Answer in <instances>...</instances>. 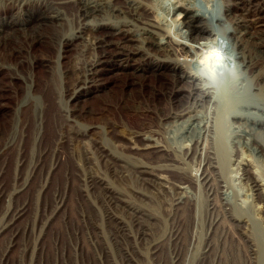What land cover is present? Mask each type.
<instances>
[{
  "label": "bare ground",
  "instance_id": "obj_1",
  "mask_svg": "<svg viewBox=\"0 0 264 264\" xmlns=\"http://www.w3.org/2000/svg\"><path fill=\"white\" fill-rule=\"evenodd\" d=\"M190 2L177 0L170 11L158 0H0V73L3 67L15 69L24 83L18 106L0 134V200L9 196L8 207L0 214V237L11 231L0 264H7V256L26 233L21 248L24 264L26 258L28 264L40 263L32 260L45 251L41 239L57 216L66 227L71 216L79 224L66 232L69 247L63 240L51 242L64 262H77L90 239L102 245L104 258H109L110 244L133 234L151 239L146 215L170 224L166 234L153 236L149 244L153 256L174 244L171 255L176 262L190 255L189 264H264V0H224L223 16L233 26L227 51L235 54L240 71L235 78H224L217 89H205L192 75L195 65L190 61L210 33L203 16L189 10ZM90 18L99 19L90 23ZM76 41L80 51L73 64L65 65L62 51ZM45 43L52 44L54 55L46 51L41 58L33 56L31 50ZM40 65L48 67L45 81L36 74ZM112 76L120 77L124 87L139 86L137 105L127 108V118L120 113L122 123L118 118L90 123L83 110L77 112L78 102L104 89ZM113 103L118 108L119 102ZM111 110L119 114L118 109ZM130 110L155 114L157 119L135 129L129 122ZM119 124L128 131L124 136L129 141L122 149L113 139L121 134ZM10 156L15 171L7 183ZM195 158H200L196 172L190 169ZM232 161L242 166L240 187L225 173L226 163ZM57 173L61 180L52 192ZM109 176L133 181L129 189L140 196L152 197L146 190L158 189L159 200L148 206H169L167 216L125 198L134 192L117 187ZM33 182L35 203L52 192V209L43 214L41 224L48 219L39 234L36 218L30 217L23 228L15 227L32 206L19 196ZM74 183L76 195L71 191ZM101 201L106 210L100 217ZM125 206L133 214L128 222L113 211ZM204 217L208 226L201 238L198 227L203 228ZM100 220L113 227L109 236ZM259 226L260 241L253 237ZM122 253L128 260L134 249L124 248ZM157 264L164 263L159 259Z\"/></svg>",
  "mask_w": 264,
  "mask_h": 264
},
{
  "label": "rangeland",
  "instance_id": "obj_2",
  "mask_svg": "<svg viewBox=\"0 0 264 264\" xmlns=\"http://www.w3.org/2000/svg\"><path fill=\"white\" fill-rule=\"evenodd\" d=\"M98 19L99 18H90L89 21H90V23H94L95 21H98ZM72 20L75 21L76 17H74V19H72ZM110 20L118 21L119 19L111 17ZM68 32H71V29H69ZM51 45L52 44H50V43H45V44H43V46L40 45L36 49H32L31 53L33 56H37L40 58L42 57L43 53L46 51L48 54L54 55L53 51L51 50ZM78 45H79V41H76L71 47L62 51L63 57H61V62H63L65 65L73 64V62L76 59L75 57L77 56L78 52L80 51V49L77 48ZM3 51L5 52V54H8L9 49L6 48ZM2 69H3V72L0 73V134H2L1 132H2V129L4 127V124L13 116V114H14L17 106H18V102L20 101V98L22 97V95L24 93V90H23L24 89L23 88L24 83L20 80V78L16 77L17 74H16L15 69H12L9 67H3ZM22 71H23L22 74H25V75L28 74L27 73V71H28L27 65L25 68L22 69ZM47 73H48V67L46 65H40L36 68V74L40 78V80H42V81L46 80ZM149 80L152 82L155 81L153 76H150ZM3 91H4L5 95L1 94ZM138 93H139V86H135L132 88L124 87V85L121 83L120 77L117 78V77L112 76L111 78H109L108 83H106L104 89L99 90V91L95 92L94 94L90 95L89 97H86L84 100H81L80 102H78L77 112L83 110L84 114L86 116H88V120L90 123L104 124L107 122H113V120H115L116 118L119 119V123H122L120 113L123 115V117H125L126 112H127L126 110H129L127 108H129L130 106H133V105L134 106L137 105L136 95ZM127 96H130L132 99L131 100L125 99ZM122 97H124V98L122 99ZM115 101L119 102V105L117 106L118 108H115V105L113 103ZM112 105H113V107H112ZM152 106L154 107V104H152ZM109 108L112 109L111 111L118 109L119 114L117 113L116 116H115V114L113 115L112 112L108 111ZM158 108L160 110H164L165 106L163 104H159ZM201 109L204 111H207L206 108H204V109L201 108ZM50 111L51 112L53 111V108L51 106H50ZM91 115H94V116H92V118H91ZM128 115L130 116L129 117L130 125L135 129H139L144 124L152 123L153 121H156V119H157L155 114H153V115H150V114L138 115L137 113L133 112L132 110H130L128 112ZM125 118H127V117H125ZM117 129L121 134H118V135L115 134L116 136L113 139H114V141L117 142V145L119 147H121L120 149H122V147H124V145H126V142L128 140V138L126 136H124L125 134L128 133V131L125 129L123 124L117 125ZM97 135L99 136L100 134H95L96 137H98ZM50 136H51V133L48 135V137H50ZM1 143H2V138L0 135V144ZM234 158H236V157H234ZM227 159H228V157H227ZM11 164H12V156H10V158L8 159L9 167H8V169H6V174L4 176L5 182H7V183H11V181L13 179V174L15 171V168L13 166H11ZM199 165H200V158H195V159L190 160V169L192 171L196 172ZM0 166H1V162H0ZM95 168H98V172L100 174H104L103 170H100V168L98 166H95ZM229 169H233V171L232 170L229 171ZM241 171H243V170H242V166L239 167V163L234 162V161H232L230 164L226 163V166H225L226 176L229 178L230 181H233L237 185L240 184L239 182H241V186H242L244 182L241 179V175H240V173L242 174ZM55 178H56V180H55L56 182L53 183V186H52L53 188L51 189L52 192L55 190V188H56L55 186H56L57 182H59L61 180L60 179L61 174L57 173ZM109 178H111V181L115 185H117V187H120L124 191L128 190L130 188L129 184L131 185L133 183V181H131V180L123 181V180H120L118 177L109 176ZM37 182H38V179L36 180V183ZM33 185H34V182L32 183V185H30L28 188H26L19 196L20 201L28 200V201L32 202V206L30 207L28 214L24 218H21L17 222L15 227L16 228H18V227L23 228L26 225V223L30 217H32V220H34V218H36V230L38 231V234H39V230L41 229L44 222L47 221V219H48V218H45L44 222L41 224L43 214L45 212L51 211V209H52V202H50L52 192L51 193L49 192L48 197L46 199L44 198V196L39 197L38 198L39 200H37L35 203V199L37 196L34 198L32 197L33 192H34V187H35ZM139 186L141 187V185H139L137 183L136 187H139ZM238 186L240 187V185H238ZM71 191H72V195H76L77 185L75 183L72 185ZM129 191L134 192V193L133 194H129V192H128V194L126 193L125 198L130 199V200H136L135 203L141 204L144 207V209H146V211H148V212H155L157 215L162 216V218H165V216H167L169 206H167V205L158 206L157 205V206H155L156 208L154 206H152V207L148 206L149 203L152 202V200H155V199L159 200L160 191H158V189L151 187L149 190H146L150 194V196L153 197V199H152V197H146L143 195L140 196L139 193H137L131 189H129ZM155 191H156V193H155ZM204 195L205 194H203L202 199L205 200ZM162 197H164V196H162ZM7 198H9V196ZM7 198L2 200V201L0 200V214H1V212L4 213V211L8 207L7 206L8 202L6 201ZM102 204L103 203L101 201L100 206L98 208V210H100V217H101V212L103 213V211L106 210V208H105L106 206H103ZM152 204H155L154 201ZM66 209H67V213L69 214V216H71V214H72L71 206H69V207L67 206ZM113 211L116 214H118L119 217L120 216L123 217L122 219H125L126 222H128L133 215L132 213H130L132 211L129 209L128 206H125V208H119V209L116 208V210H113ZM259 216H261V215H258V217ZM143 218L146 220L145 221L146 227H148L149 232L151 229V232L153 233L154 237H159V236H161V234L163 235L167 231L166 227L170 226V224H168V226H167L165 221L161 222L160 217L159 218H156V217L150 218L146 215ZM53 219L54 220L51 221V224L49 223V225L46 227V233H45L44 238L42 237V239H41V241L44 243V245H46L45 246L46 249L42 253H37L35 255L36 259H33L32 262L36 263L39 260L40 263H38V264H61V262H63L64 264H71V262L67 261V259L64 262V258H62V257L60 258L57 256L56 251L51 248V242L52 241L55 242V240H58L59 243H61L60 240H63L62 242L64 243V245L69 247L70 246V243H69L70 237H68V233H66V232H67V230L69 232L76 230L79 227V224H78L77 220L72 216L69 217L70 220H69V223L67 224L68 225L67 227L63 224V222H61V216H57L56 218H53ZM203 219H204L203 228L198 227V229L200 231L201 238H204L206 228L208 226V222H206L205 217ZM99 222H101V224L103 225L104 231L106 232V236H109L113 227L110 226L108 223L104 222L103 220H100ZM243 227L245 228L246 225ZM243 227H242V229H244ZM251 228L253 229L254 225L251 226ZM163 231H165V232H163ZM236 231L239 233V235L244 236V235H242L243 233H241V231L238 228H236ZM59 234H60V236H59ZM132 234H133V232H132ZM253 234H255V236ZM253 234H252L253 237H255L254 239L260 241L262 239L261 227L259 226V229L255 230L253 232ZM10 235H11V231H8L0 237V261H1L2 253L5 250L7 244L10 240ZM153 236L151 237L150 240H141L139 237H136V235L133 234L132 238H129L126 241L121 240L120 244H116V245L110 244L108 246V250L110 253L109 258H106V257L104 258L103 246L102 245H95L92 242V240L90 239L89 244H86L88 246L85 245L84 251L80 250L81 252H80L79 258L77 259V262H74V264H132V263L133 264H157L159 262V259H161L162 263H164V264H174V263L175 264H180V263L181 264H187V263L189 264V260H190L191 256L188 255V251H187L188 256L184 257L183 262H182V260L179 262L174 261V258L171 255V251L174 249V244L173 245H167L166 244L163 247L160 256L151 255V250L149 251V248H150L149 244L153 240V238H154ZM198 237H199V235H198ZM27 239H28L27 233L20 235L19 240H18L19 244L17 246H15L13 248V250H11V252L7 256V259H6L7 264H24L25 257H23L21 254V248H23L22 247L23 242H26ZM145 242H147V243H145ZM68 247H67L66 252H65L66 254L69 251ZM124 248L134 249L133 257L131 256V257H129L128 260H126V258L124 257V254L122 253V250ZM184 248L186 250L189 249L187 246H184ZM141 249H142V251H141ZM100 252L103 254V257L101 256ZM73 253H75V252H73ZM99 255H100V257H98ZM122 255H123V257H122ZM201 260H202V257L200 255H198L197 262L200 263ZM185 261H186V263H185ZM215 263H216V261H215ZM25 264H28L27 258H26Z\"/></svg>",
  "mask_w": 264,
  "mask_h": 264
},
{
  "label": "clouds",
  "instance_id": "obj_3",
  "mask_svg": "<svg viewBox=\"0 0 264 264\" xmlns=\"http://www.w3.org/2000/svg\"><path fill=\"white\" fill-rule=\"evenodd\" d=\"M159 4L174 11L177 0H158ZM185 0H181L184 3ZM197 15L203 16V25L209 31V38L199 47V52L190 61L195 65L194 75L205 89H217L226 77H237L240 66L235 54L227 49L231 44L230 33L233 26L223 16L224 0H191L187 5Z\"/></svg>",
  "mask_w": 264,
  "mask_h": 264
}]
</instances>
